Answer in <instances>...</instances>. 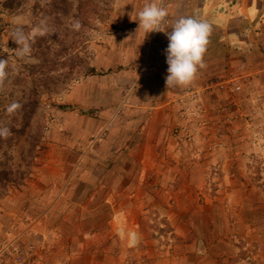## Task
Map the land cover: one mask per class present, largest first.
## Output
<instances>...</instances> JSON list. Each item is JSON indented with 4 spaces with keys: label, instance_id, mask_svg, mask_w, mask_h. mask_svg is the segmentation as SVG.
<instances>
[{
    "label": "crops",
    "instance_id": "0c3cea01",
    "mask_svg": "<svg viewBox=\"0 0 264 264\" xmlns=\"http://www.w3.org/2000/svg\"><path fill=\"white\" fill-rule=\"evenodd\" d=\"M137 1L142 7L132 12L130 22L124 20L129 10L117 16L115 25L124 30L126 40L140 39L138 46L149 55L155 31L146 35L133 24L153 0ZM156 2L168 12L163 30L171 32L186 17L211 25L205 67L190 85L167 88L166 34L147 75L137 70L130 79L121 70L113 76H92L68 92L63 106L72 110L57 112L65 115L62 128H51L34 173L20 190L10 192L5 200L10 204L0 213V234L20 215L34 220L23 240L30 253L27 264L41 256V264H248L238 247L245 237L264 259V185L250 172L246 136H231L237 124L225 121L221 112L227 108L230 116L235 101L242 102L247 93L264 94V0ZM98 55V72L124 65H100ZM101 79L109 80V89L88 88ZM232 80L242 81L245 91L217 87ZM186 90L198 93L206 114L198 118L179 110ZM123 103L125 122L117 118L114 128H106ZM201 122L199 136L208 143L200 148L216 142L226 147L191 162L175 126L194 128ZM219 134L225 138L218 140ZM216 164L222 167L218 188L205 201L200 195ZM152 214L175 237L171 256L161 252L153 237Z\"/></svg>",
    "mask_w": 264,
    "mask_h": 264
},
{
    "label": "rangeland",
    "instance_id": "374dc122",
    "mask_svg": "<svg viewBox=\"0 0 264 264\" xmlns=\"http://www.w3.org/2000/svg\"><path fill=\"white\" fill-rule=\"evenodd\" d=\"M36 1L37 0L28 1L18 12H9L2 7L3 0H0V64H7L12 67L16 66L18 70H21L23 64H32L36 62V60L29 56L28 53L30 42L32 40L34 41L35 37L37 35H41L43 32L42 27L38 23L36 24L32 17V7ZM111 7L112 11L108 18L103 23L99 22L97 24L99 30L90 33L88 37V50L86 52V56L89 58L90 65L95 69L96 63L94 62V60L97 57L98 53L99 59L97 61H99L98 63L100 65H118L119 62H123L124 65L122 67L121 65H119L117 68L114 67V69L111 68L107 72H105L104 70L102 72H98L96 70L97 75L95 76H113V73H118L121 70H123V77H128L130 79L133 78V72L137 70L140 72L139 74H141V76L147 75L149 66L154 63V59L156 60L161 53V46H158L157 48L154 47V53L153 51H151L148 55L146 47V49L144 50L138 46L137 43L140 42V39L135 38V36H129L126 40L125 37L122 36L124 30L122 28H118L115 25V21L116 19H118L117 16H119L120 18L121 15L126 14L129 10L130 12L128 13V16L124 18V20L126 19L128 22H130V20L132 19V12H137L139 7H142V5L139 4L137 0H113ZM133 25V29L137 30L139 28V22H134ZM156 40H159L158 36H156ZM156 40L154 39V41ZM151 41L152 39L150 40L149 46L153 48L150 45ZM102 48H104L105 50H103ZM16 56L19 57V60L16 59ZM87 78L89 77L78 76L77 80L72 82V84L67 89H59L58 91L50 95L46 94L42 96V114L45 118L44 148H46V145L50 140L48 138L50 137L51 128H62L61 124L63 118H65V115H62L60 113L59 115H57V112L62 111L58 106L63 104L66 105L68 92L71 91L74 86L81 85L80 83L85 81ZM101 80L97 81L96 83L91 82V85L88 86V88L99 90L98 88L100 87H106L107 89H109V80ZM132 86L133 85L129 86L128 89H131ZM236 86L241 87V90L239 92L243 93L245 91L244 83L242 81L236 80L219 83L217 87L229 88L237 92L235 89ZM190 91V95L186 97V95ZM9 93V88L3 87L2 83L0 82V114L5 105L4 102L8 104V101L4 98ZM199 100L200 99L196 91L186 90L181 94L180 99L178 100L179 110L189 109L188 115H190L191 113L199 118L200 115L202 116L206 114L205 109ZM241 100L242 102H240V100L235 101L233 112H231L232 114L230 113V116L227 115V108H222L221 112L226 115L225 121L230 124H237L234 127L239 130V133L236 135H232L229 132L231 136H238L243 134L244 136H246L243 141L248 142V145L250 146V151L246 153V157L249 160L248 166L254 178L257 179L258 182H262V186L264 185V94L260 92H250L247 93V95L243 96ZM181 101H183V103ZM124 104L125 103L120 106L118 113L115 114V118L111 121V123L106 125V128H114L117 125V121H120V123L122 122L123 118L121 119V115H124ZM118 105L119 104H116L115 107H118ZM200 110H202L201 113ZM95 113V110H93V112L91 113V116L93 118H95ZM187 116L184 117L185 120ZM117 118L119 119L116 121ZM125 120L123 119L124 122ZM187 121L191 120L188 119ZM78 123L79 122H77V124ZM194 125V128H181V125L175 126L178 131L175 135L179 138L180 143L184 144L189 151L191 162H195L197 159H201V157H203L206 152H215L226 147L222 142H216L209 143V146L206 149L200 148L201 143H208V138H201V136H199L202 122L199 124L196 123ZM220 135L221 134L218 135V140H223L225 138V135L223 134V138H220ZM38 158L36 161L37 166ZM193 165H195V163H193ZM221 171V165L216 164L213 166L210 173V180L206 185L207 189L203 195H200L203 200H210L216 194L215 191L216 188H218L216 187V184H218L217 180L218 178H220L219 174L221 173ZM33 173L34 170L32 174ZM26 181L22 186L26 184ZM22 186L11 187L8 194L0 199V213L2 212V209H5V207L10 204L7 202L5 203V200L10 195V192H16L17 190H20L19 188ZM172 202L173 203H171V205L173 207L176 206L175 199H173ZM148 219H152L154 221L153 223H150V230L152 229L157 233V235H155L154 233L152 234L154 239H157L158 246L161 252H164L168 256L173 255L176 241L169 226L164 222L163 219H160V217H153V214L148 215ZM33 221L34 220L29 218L26 214L20 215L16 218L15 223L13 221L12 225H10V227H7L3 234H0V254H2L3 248H6V246H8L9 250V260L5 259L6 262L2 261L0 262V264H27L30 257L26 261H18V258L16 256L17 253L14 251L15 244L11 243L12 241H9L13 239L15 240V237H17L18 239H20L18 243L24 246L25 243H23V240L28 235H19H21V233L25 229L28 233V228L26 227H28V224L32 223ZM238 247H240L241 249L244 261L248 264H264V259L259 252V248L256 244L252 243L249 238H242V240L238 243ZM39 258H43V256ZM35 261L36 259H32L33 264H35Z\"/></svg>",
    "mask_w": 264,
    "mask_h": 264
},
{
    "label": "trees",
    "instance_id": "16d2710c",
    "mask_svg": "<svg viewBox=\"0 0 264 264\" xmlns=\"http://www.w3.org/2000/svg\"><path fill=\"white\" fill-rule=\"evenodd\" d=\"M28 1L3 0L2 7L18 12ZM112 1L37 0L34 3L32 17L43 31L28 48L29 56L36 62L23 64L21 70L0 64L3 70L0 82L10 90L4 98L8 104L4 102L0 114V199L11 187L25 183L44 150L42 96L67 89L78 76L97 75L86 56L88 37L99 30V22L108 18ZM58 107L62 111L72 110L68 106Z\"/></svg>",
    "mask_w": 264,
    "mask_h": 264
},
{
    "label": "clouds",
    "instance_id": "9594fccd",
    "mask_svg": "<svg viewBox=\"0 0 264 264\" xmlns=\"http://www.w3.org/2000/svg\"><path fill=\"white\" fill-rule=\"evenodd\" d=\"M167 15L166 8L153 0L138 13V29L142 28L146 35L153 31L166 32L169 40L165 50L168 64L166 87H185L194 81L198 70L205 67L203 57L212 28L206 21L186 17L179 19L168 32L161 29Z\"/></svg>",
    "mask_w": 264,
    "mask_h": 264
},
{
    "label": "built area",
    "instance_id": "2783aa9c",
    "mask_svg": "<svg viewBox=\"0 0 264 264\" xmlns=\"http://www.w3.org/2000/svg\"><path fill=\"white\" fill-rule=\"evenodd\" d=\"M162 30H163V28H161ZM156 36H158L159 37V40H156V41H154V39H155V37ZM165 37H166V32H163V31H161V32H154V38H153V40H152V47L154 48V47H158V46H162L164 43H165ZM236 91L237 92H239L240 90H241V87L240 86H236ZM190 93H191V91L190 92H188V94L186 95V97L188 96V95H190ZM182 103H183V101H181ZM184 110V113H186V115H188V110L189 109H183ZM202 112V110H200V113ZM191 114V113H190ZM185 115V116H186ZM239 130H237L236 128H232L231 130H230V133L232 134V135H236V134H238L239 132H238ZM220 138H223V134H221L220 135ZM28 225H30V224H28ZM26 228H28V227H26ZM27 234V231H26V229L21 233V235H19V236H25ZM17 237H15V240L13 239V240H10L9 242H11V243H14L15 244V246H14V251L17 253L16 254V256H17V258H18V261H20V262H23V261H26L28 258H29V255H30V253L29 252H27L26 251V249H25V247L24 246H22L20 243H18L19 241H20V239H18ZM11 243H10V245H11ZM8 246H6V248L4 247L3 248V252H2V254H0V262H2V261H4V262H6V260L5 259H7V260H9V253H8ZM36 259V258H35ZM43 261V258H37L36 259V261H35V264H40L41 262Z\"/></svg>",
    "mask_w": 264,
    "mask_h": 264
}]
</instances>
